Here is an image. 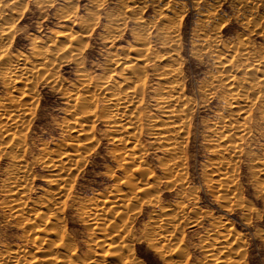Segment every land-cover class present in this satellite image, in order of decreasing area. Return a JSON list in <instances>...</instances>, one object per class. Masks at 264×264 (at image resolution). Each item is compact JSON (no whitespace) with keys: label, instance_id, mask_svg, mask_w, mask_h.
I'll use <instances>...</instances> for the list:
<instances>
[{"label":"rangeland","instance_id":"rangeland-1","mask_svg":"<svg viewBox=\"0 0 264 264\" xmlns=\"http://www.w3.org/2000/svg\"><path fill=\"white\" fill-rule=\"evenodd\" d=\"M0 1L2 2L0 6L4 7L1 9L5 10L2 12H5V17L11 21L8 19L11 25L8 24V27L10 26L11 31L14 30L11 38L7 40L9 43L1 44L3 49L6 47L7 56L27 57V61L34 66L41 63L42 56H45L44 61L51 64L47 65V62L44 64L52 67L55 75L49 77L39 72L38 77L35 75L33 76L35 80L32 79L35 81L31 92L34 99L32 113L20 132L24 143L23 151L16 153L22 155L21 158L26 164L29 163L26 184L29 191L25 193L27 201L24 210L26 214L21 217H15L7 211L9 199L4 193L2 183L8 177L6 174L13 151L6 149L7 153L0 154V254L8 250L21 251L26 254L25 257L19 255L21 260H25L21 264H34L35 259L44 256L42 254V250L46 249L44 245L40 246L37 254L35 253L38 250L37 244L28 240L32 226H28L24 219L29 215L27 210L43 203L53 189L49 183V171L40 164L47 152L54 155L65 150L72 153L71 150L75 149L76 138H72L73 133L70 134L68 130L73 115L72 101L69 102L65 98L69 95L74 99L73 95H78L90 99L89 94L84 93L79 86L78 79L82 72L93 82L100 83L108 78L110 84H116L120 83L121 78L127 73L126 65L131 63L139 66L146 75L148 95L146 94V99L138 111L146 114L142 119L141 128L142 130L145 128L147 134L144 132L139 137L144 151L142 152L144 164L139 168L147 170L145 177L149 178L144 182L153 186V190L150 196L132 202L128 211H123L125 218L122 217V220L127 221V225H124L127 227L126 232L123 233L128 235L125 238L128 240L129 260L132 264H223L228 260L226 264H264V187L261 183L263 177L255 172L257 159L264 155V128L259 125L260 123L254 125L252 120L250 133L242 136L241 142L238 141L240 149L244 152L241 150L239 159L233 161L234 179L228 192H216L214 185L209 182L212 173L210 163L217 157L213 149L214 133L209 130L220 117L227 114L223 102L212 92L215 90L217 93L221 88L220 81L217 82V60L212 52L218 49L226 59L235 58L233 48L237 47L241 40L255 51L263 49L264 0ZM113 20L118 21V24ZM137 20L145 23L146 26L142 30L136 28ZM167 24L175 28L174 35L178 41L174 53L177 56L175 57L177 63L175 62L173 66L179 69L181 75L178 82L191 106L188 115V134L181 145L183 186L180 182H170L172 185L169 183L168 175L163 170L167 157L156 142L150 139L146 128L153 119H161L151 101L159 84V77L154 71L155 66L158 68L162 64H172L166 60L165 63L161 61L172 49L164 45L162 28ZM142 35H146L148 42H143V46L149 49L150 54L146 61L135 62L133 51L135 47H141L138 37ZM74 55L77 56L73 57ZM156 56H161V59ZM114 58L119 59L116 66L110 63ZM3 68L0 63V72ZM1 73L0 99H5L9 92ZM235 75L240 74L237 72ZM223 76L226 77L228 74ZM206 90L212 93L211 96L207 97L209 93ZM17 94L13 92L11 96ZM91 99L92 102L95 101L92 103L94 108L91 107L95 112L94 114L92 112L95 118L92 117L93 119L90 118L85 123L89 144L85 146V150H79L80 156L75 157L78 163L76 169L71 173V177H68L69 194L62 200L65 202H62L58 215L61 218H58L59 228L63 229L62 233L61 231L59 233L69 240L68 243L74 248L72 252L75 258L79 256L82 264H96L98 259L110 264L112 259L100 256L103 248H97L94 254L89 255L92 248L91 240L94 238L89 230L90 226L83 221L81 212L91 202L102 200L107 195H114L116 190L128 192L125 190L124 182L129 178L127 174L134 173L136 168L117 162L118 148L111 140L112 135L106 124L103 123L101 107L104 102L97 96ZM258 107L260 108L259 102L252 110V119L258 120ZM149 199H154L153 206L147 203ZM162 208L183 209L175 225L176 234H171L170 229L168 234L173 236L167 243L157 238L152 228L153 220L155 221L157 212ZM220 223L232 229L236 233L233 232L232 235H236L237 240L230 236L229 241L233 243L229 244L228 254L218 252V246H216L218 251L208 254L209 249L205 247H208L211 231L213 226ZM38 225L42 226L40 220L34 223V226ZM48 227L49 225L44 226L43 230L46 231ZM223 254H227L228 257H222ZM86 256H91L93 262L84 261ZM210 260L214 263H210Z\"/></svg>","mask_w":264,"mask_h":264},{"label":"bare ground","instance_id":"bare-ground-1","mask_svg":"<svg viewBox=\"0 0 264 264\" xmlns=\"http://www.w3.org/2000/svg\"><path fill=\"white\" fill-rule=\"evenodd\" d=\"M0 5H2L1 1ZM2 7L0 6V63L4 68L2 69L3 71H1L2 73H0L2 74L1 77L3 79H1L5 84L7 92H9V96H6L5 99H0V154L3 152L7 153L5 151L6 149H9L10 152L13 151L10 158L11 164L9 165L10 167L8 169V173L6 174L8 177L6 176V180L4 179V182L2 183L5 188L4 193L9 199L7 211L15 217H21L26 214L24 210L25 202L27 201L26 191H29L27 190L28 187H26L29 172V167L27 165L29 163L26 164L21 158L22 155H16V153H21L23 151L24 143L21 137L22 133L20 132H22L25 127L26 120L28 118L30 119L32 113L31 107L33 106L32 103L34 99H32L31 94L33 93L31 92L33 82H35L33 81L35 80L33 79V76H37V73L39 72L48 75L49 77H52V75L54 77L55 75L51 69L52 67H47V65H50L51 63L49 64L46 61L47 65L44 64L46 63L44 61L45 56H42L41 53L40 55L42 56V59H40L42 62L39 64L37 63L35 66L34 64L32 65L31 62L27 61V57L15 58V56L11 58L10 56H7L6 47L3 49L1 44L8 42L7 40L11 38L14 30L11 31V25L9 24L11 21L8 17H5L6 15L5 12H2ZM141 20H137L135 22L136 28L139 30H142L146 26ZM118 21H114V23L116 22V24H118ZM8 24L10 25L9 27ZM162 29L164 45L172 49H170L169 53L167 52V54L163 56L161 61L166 60V62L172 64H162L161 67L158 66V68L155 66L154 71L159 77V84L154 93L155 95L152 96L153 99L151 102L154 104V108L157 109L161 119H153V121L150 122L146 128H148L147 132L150 139L156 142L158 147L164 152L163 154L167 157V163L163 165V170L165 174L168 175L169 179H167L168 181L170 180L169 183L180 182V185L183 186V183H181V181L183 182L184 180H182L181 176L183 169L181 162L182 158H180L183 151L181 145L188 134V115L191 106L189 103L190 101L184 96L182 87L178 82V78L181 75L179 69L173 66L175 65V62L177 63V60H175V57L177 58V56L174 53V47L176 46V41H178L175 38L177 36L174 35L175 28L174 26L167 24V26ZM138 39L137 41L140 42L141 47L139 46L138 48H133V52H135L134 60L135 62H143L147 60V57L150 54L149 49H146L143 46V42L147 41L146 35H142L141 37L139 36ZM233 50L235 58H229L230 60L226 59L225 55L219 52L218 49L214 52L211 51L217 60V82L220 81L219 84L221 83L219 91L216 93L215 90H212V92L217 94L219 98L218 100L223 102L227 112V117L225 115V117H220L218 121H213L215 123L209 130L214 133L212 140L215 145L213 144V149L214 154L217 156H215L216 158L210 163L212 173L210 175L209 182L214 185L216 192L218 193H227L228 189L231 188L230 184L234 179L232 171L234 167L233 161L238 160L241 155L242 149H240L239 142L242 141V136L250 133L252 120L254 122L252 124L255 125L260 123L259 125H262L264 128V47L260 51H255L253 48L249 47L244 40H241L240 43H238V46L234 47ZM47 52L48 51H46V53ZM38 55L39 54H37V56ZM76 56L77 55H74L73 57ZM156 57L161 59V56ZM118 61V58H114L110 61V63L113 66H116ZM235 62H237V64H235ZM177 65L178 64H176V66ZM125 69L127 73L121 78L120 83L116 84H110L108 78H105L100 83L93 82L89 79L90 77L88 78V76L83 72L81 74L79 73V86L83 89L84 93L89 94L90 99H88V97L78 96V93L75 94L77 96L72 94L74 99H72V96L69 95L65 98L69 100V102L72 101L71 106L73 115L71 116L72 120L68 126V130L70 131V134L73 133L72 138H76L77 142L76 145L73 143L75 145V149L73 148L71 150L72 153L65 150L54 155H50L47 152V154L45 153L46 157L44 160L42 158L41 160L43 161H39L42 167L49 171L50 180H48L53 189L50 190L43 203L27 210L29 215H27V218L24 219L28 226H32V228H30L31 233L27 235L28 240L38 246V250L35 253L37 254L40 251V246L44 245V248H46L42 250V254L45 257L43 256L41 259H35L33 261L34 264H82V260L80 259V261L78 259L79 256L75 258V255L72 252L74 248L71 247V243H68L69 240L67 241L65 238L66 236L64 237L61 234L63 229L61 230L59 228V219L61 218H59L60 216L58 215L59 211L61 212L59 209L62 208V202H65V200H62L64 198L66 199L69 194L68 181L70 178L68 179V177H71V173L75 171L78 164L75 157H79V150H85V146H88L89 144V139L87 137L89 134L86 132L87 129L85 128V123L88 119L94 117L92 115V112L94 111L92 110L94 108L92 103H95V101L92 102L91 98H95L96 96L100 97L104 102V105L101 107L102 111L101 109L100 111L103 112V123L106 124L110 135H112L111 140L118 148L117 151H119V161L117 162L120 165H132L131 167L136 168V171L134 173H131L130 171L131 174H127L129 175V178L124 182L126 187L125 190L129 193L116 190L114 195H107L102 200L93 201L89 205L86 204L87 207H85V210L81 212V215L83 216L82 219L86 225L90 226L89 230L94 238L91 240L92 248L90 249L89 255L94 254L95 249L103 248L100 256L112 259L110 264H132V261L129 260V250L127 246L128 240L125 238L128 235H124L125 233H123L127 228L124 227V225H127V221L122 220V217H124L123 211L127 212V209L132 202H136L140 198L150 196L152 194L151 190H153V186L151 187V185L149 186L147 184L148 182H144L147 181V178H149L147 176L145 177V175H147V170L139 168L144 164V156L142 153L144 151L141 148L139 137L145 132V128L143 130L141 128V123L142 119L146 117V114H144L145 112L141 114L138 110L140 109L139 106L142 105L146 99V94L148 95L146 88V75L143 74L140 67L135 66V64L129 63V65H126ZM237 72L240 74L239 76L235 75ZM224 74H228V76L225 77L223 76ZM161 81H163V85H161ZM215 82L216 81H214V83ZM162 86L164 87L162 88ZM13 92H16V94L18 93V96L16 95L12 97L13 94L11 96V93ZM211 94L212 93H209L207 97L211 96ZM257 102L260 104V108H257L258 120L252 119V110H254L253 108ZM91 107L93 108L91 109ZM94 113L95 112H93V114ZM255 168V172L259 176L263 177L261 183L264 187V155L261 156L260 159H257ZM154 199L147 200V203L149 205L154 204ZM133 208L135 207L133 206ZM178 210L179 208L173 210L172 208H162L157 212L158 215L156 214L155 221L153 220V231L157 235V238H161L165 241V243L172 238L173 235L171 234H176L175 230L177 227L175 225H177L176 222L179 221V216L183 209ZM36 220H40L42 226H34ZM115 221L118 222L116 223ZM118 223H120V225H118ZM47 225H49L48 229L46 231L43 230V227ZM170 229L172 233L168 234ZM60 231L61 233H59ZM233 232L234 231L228 228L225 224L220 223L215 225V227L213 226V230L210 234V236L212 235L210 237L211 239H209V242L207 241L208 244L206 243L208 247H205V249H209L207 251L208 254L217 250L216 246H218V252H225L228 254L229 244L231 245L230 242L233 243V241H229V238H233ZM235 244H237V241ZM227 254H223L224 256L222 255V257H228ZM19 255L24 257L26 256V254L21 251L8 250V252L6 251V253L0 254V264H21L22 261L25 260H21V256ZM91 256L93 257L94 255ZM91 256H86L84 261L93 262ZM212 259L213 258H211V260ZM211 260L210 263L213 262H211ZM221 262L223 263V261ZM227 262H229V260ZM227 262H224L223 264H226ZM96 264L108 263H105L103 259H98Z\"/></svg>","mask_w":264,"mask_h":264}]
</instances>
